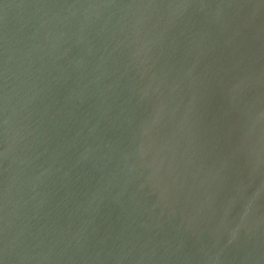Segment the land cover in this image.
Listing matches in <instances>:
<instances>
[{"label":"water","instance_id":"obj_1","mask_svg":"<svg viewBox=\"0 0 264 264\" xmlns=\"http://www.w3.org/2000/svg\"><path fill=\"white\" fill-rule=\"evenodd\" d=\"M0 264H264V0H0Z\"/></svg>","mask_w":264,"mask_h":264}]
</instances>
